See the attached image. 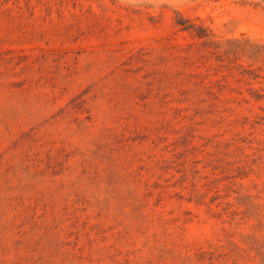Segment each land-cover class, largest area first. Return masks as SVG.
Returning <instances> with one entry per match:
<instances>
[{"label":"rangeland","instance_id":"1","mask_svg":"<svg viewBox=\"0 0 264 264\" xmlns=\"http://www.w3.org/2000/svg\"><path fill=\"white\" fill-rule=\"evenodd\" d=\"M0 264H264V0H0Z\"/></svg>","mask_w":264,"mask_h":264},{"label":"trees","instance_id":"2","mask_svg":"<svg viewBox=\"0 0 264 264\" xmlns=\"http://www.w3.org/2000/svg\"><path fill=\"white\" fill-rule=\"evenodd\" d=\"M177 24L183 26L182 27V30H185V31H190V29L193 27L192 25H183L184 22H178ZM200 30H202V28L200 27ZM198 35V34H197ZM204 35H198V37H203Z\"/></svg>","mask_w":264,"mask_h":264}]
</instances>
